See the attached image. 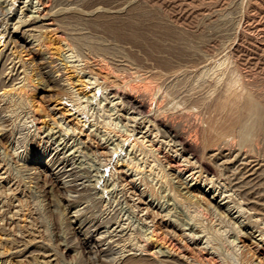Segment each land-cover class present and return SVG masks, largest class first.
Masks as SVG:
<instances>
[{"label":"rangeland","instance_id":"374dc122","mask_svg":"<svg viewBox=\"0 0 264 264\" xmlns=\"http://www.w3.org/2000/svg\"><path fill=\"white\" fill-rule=\"evenodd\" d=\"M48 4L0 0V264H264V130L220 105L264 115V0Z\"/></svg>","mask_w":264,"mask_h":264},{"label":"bare ground","instance_id":"6f19581e","mask_svg":"<svg viewBox=\"0 0 264 264\" xmlns=\"http://www.w3.org/2000/svg\"><path fill=\"white\" fill-rule=\"evenodd\" d=\"M40 1V3H41V5L44 7V9L45 10H47V11H50L51 12V10H50V6H49V4H48V0H39ZM86 1V0H85ZM169 3V2H168ZM58 4H59V2H58ZM66 5V4H65ZM76 5V4H75ZM144 5V4H143ZM175 5V4H174ZM41 6V7H42ZM70 6V5H69ZM68 6V7H69ZM177 6V5H176ZM52 7V6H51ZM72 7V6H71ZM59 8H61V7H59ZM144 8V7H143ZM131 10V9H130ZM133 10V9H132ZM54 11V10H53ZM93 11V10H92ZM137 11H139V10H137ZM63 12V11H62ZM48 14H50L49 12H48ZM55 14V13H54ZM109 15V14H108ZM84 16V15H83ZM105 16V15H104ZM130 16V15H129ZM81 17V16H80ZM98 17V16H97ZM43 18V17H42ZM99 18V17H98ZM64 19V18H63ZM69 19V18H68ZM57 20V19H56ZM105 20V19H104ZM127 20V19H126ZM69 21V20H68ZM130 22V21H129ZM137 22V21H136ZM21 23V22H20ZM71 23V22H70ZM144 23V22H143ZM164 23V22H163ZM57 24V23H56ZM60 24V23H59ZM67 24V23H66ZM92 24V23H91ZM101 24V23H100ZM116 24V23H115ZM24 25V24H23ZM30 25V24H29ZM64 25V24H63ZM70 25V24H69ZM132 25H135V24H132ZM156 25V24H155ZM179 25V24H178ZM71 26V25H70ZM94 26V25H93ZM97 26V25H96ZM151 26V25H150ZM149 26V27H150ZM163 26V25H162ZM31 27V26H30ZM34 27V26H33ZM64 27V26H63ZM69 27V26H68ZM73 27V26H72ZM104 27V26H103ZM112 27V26H111ZM124 27V26H123ZM132 28H133V30H134V27L133 26H131ZM137 27V26H136ZM164 27V26H163ZM58 28H60V27H58ZM98 28V27H97ZM109 28V27H108ZM115 28V27H114ZM128 28V27H127ZM40 29H42V28H40ZM46 29V28H45ZM63 29V28H62ZM102 29V28H101ZM111 29V31L113 30L112 28H110ZM131 29V28H130ZM31 30V29H30ZM61 30V29H60ZM116 30V29H115ZM115 30H113V32H115V35H116V32H119V31H115ZM119 30V29H118ZM122 32H124L123 33V35L126 33V29L123 31L122 29H120ZM129 30V29H128ZM127 30V31H128ZM132 30V29H131ZM133 30L132 31H130V32H133ZM136 30V29H135ZM158 30V29H157ZM170 30V29H169ZM63 31V30H62ZM65 31V30H64ZM72 31V30H71ZM94 31V30H93ZM106 31V30H105ZM108 33H110L111 31L108 29ZM74 32V31H73ZM135 33H136V31H134ZM140 32V31H139ZM139 32H137V33H139ZM142 32V31H141ZM170 32V31H169ZM172 32V31H171ZM33 33V32H32ZM39 33H41V32H39ZM72 33V32H71ZM96 33H98V32H96ZM28 34V33H27ZM31 34V33H30ZM119 34V33H118ZM117 34V35H118ZM131 34V33H130ZM130 34L128 33H126V35H128V37H130L131 38V40H132V37L131 36H134V38H139V37H141V36H139V34H133V35H131L130 36ZM165 34V33H164ZM116 35V36H117ZM122 35V36H123ZM140 35H143V34H141L140 33ZM174 35V34H173ZM179 35H181V34H179ZM77 36H79V34L77 35ZM88 36V35H87ZM119 36V38L120 37H122L121 35H118ZM148 36V35H147ZM161 36V35H160ZM34 37V36H33ZM143 37H145V36H143ZM68 39H69V37H67ZM84 38V37H83ZM99 38V37H98ZM123 38V37H122ZM133 38V40L135 41V42H138L139 41V39H134ZM148 38V37H147ZM146 37H145V39H143V40H146L147 39ZM184 38H186V37H184ZM39 39V38H38ZM74 39H76V38H74ZM86 40L88 39V37H86L85 38ZM84 39V40H85ZM141 39V38H140ZM79 40H81V38L79 39ZM85 40V41H86ZM90 40H93V39H90ZM99 40V39H98ZM102 40V39H101ZM107 40V39H106ZM138 40V41H137ZM143 40H141V42L143 41ZM175 40V39H174ZM182 40V39H181ZM87 41H89V40H87ZM112 41H114V40H112ZM147 41V40H146ZM152 41H154V40H152ZM177 41V40H176ZM79 42V41H78ZM84 42V41H83ZM83 42H81V43H83ZM103 42V41H102ZM145 42V41H144ZM80 43V42H79ZM88 43V42H87ZM91 43V42H90ZM105 43H106V41H105ZM146 43V42H145ZM156 43V42H155ZM176 43V42H175ZM180 43H182V42H180ZM76 44V43H75ZM84 44H86L85 42H84ZM84 44H82V45H84ZM94 45H95V43H93ZM98 44V43H97ZM107 44V43H106ZM120 44V43H119ZM125 44V43H124ZM129 44V43H128ZM153 44V43H152ZM177 44V43H176ZM192 44V43H191ZM88 45H90V44H88ZM103 45V44H102ZM105 45V44H104ZM123 45V44H122ZM147 45V44H146ZM77 47L78 46H81V45H76ZM113 46V45H112ZM152 46V45H151ZM166 46V45H165ZM172 46V45H171ZM183 46V45H182ZM194 46V45H193ZM82 47H85V45L84 46H82ZM91 47V46H90ZM93 47V46H92ZM91 47V48H92ZM158 47V46H157ZM85 48H87V46L85 47ZM96 48V47H95ZM104 48V47H103ZM106 48H107V46L105 47V49L103 50V49H101V47H100V49L101 50H103L102 52H104L105 50H106ZM108 48H111V47H108ZM162 48V47H161ZM78 49H80L79 51H81V47L79 48L78 47ZM112 50H114L113 48H111ZM120 49V48H119ZM126 49V48H125ZM154 49H157L156 48V46H155V48ZM183 49V48H182ZM63 50V49H62ZM94 51H96L95 49H93ZM136 50H137V48H136ZM151 50V49H150ZM176 50V49H175ZM107 51V50H106ZM115 51V50H114ZM186 51V50H185ZM85 52V51H84ZM101 52V51H100ZM111 52V51H110ZM110 52H108V53H110ZM154 52V51H153ZM152 52V53H153ZM188 52V51H187ZM94 53H96V52H94ZM115 53H118V52H115ZM120 53H121V51H120ZM119 53V54H120ZM137 53V52H136ZM174 53V52H173ZM106 54V53H105ZM111 54V53H110ZM143 54V53H142ZM175 54V53H174ZM98 55V54H97ZM103 55V54H102ZM114 55V57H115V54H113ZM120 55H123V53L122 54H120ZM197 55V54H196ZM195 55V56H196ZM82 56V55H81ZM100 56V55H99ZM106 56V55H105ZM136 56V55H135ZM194 56V57H195ZM87 57V56H86ZM181 57V56H180ZM121 58V57H120ZM128 58V57H127ZM225 58V57H224ZM83 59V58H82ZM106 59V58H105ZM190 59V58H189ZM116 60V59H115ZM122 60V59H121ZM120 60V61H121ZM131 60V59H130ZM10 61V60H9ZM88 61V60H87ZM150 61V60H149ZM166 61V60H165ZM196 61V60H195ZM4 62V61H3ZM136 62V61H135ZM198 62V61H197ZM219 62V61H218ZM226 62V61H225ZM125 63V62H124ZM151 63V62H150ZM175 63V62H174ZM199 63V62H198ZM197 63V64H198ZM205 63H207V62H205ZM98 64V63H97ZM166 64V63H165ZM171 64V63H170ZM176 64V63H175ZM185 64V63H184ZM187 64V63H186ZM215 64V63H214ZM221 64V62L219 63V65ZM226 64V63H225ZM224 64V65H225ZM105 65V64H104ZM112 65V64H111ZM122 65V64H121ZM147 65V64H146ZM167 65H168V63H167ZM194 65H196V64H194ZM3 66V65H2ZM67 66V65H66ZM86 66V65H85ZM123 66V65H122ZM152 66V65H151ZM166 66V65H165ZM170 66V65H169ZM172 66V65H171ZM4 67V66H3ZM3 67H1L2 69L1 70H3ZM119 67V66H118ZM155 67V66H154ZM174 67V66H173ZM184 67V66H183ZM188 67V66H187ZM210 67H212V66H210ZM219 67V66H218ZM224 67V66H223ZM7 68V67H6ZM138 68V67H137ZM149 68V67H148ZM165 68V67H164ZM185 68V67H184ZM206 68V67H205ZM214 68V67H213ZM212 68V69H213ZM82 69V68H81ZM91 69V68H90ZM95 69V68H94ZM103 69V68H102ZM122 69H124V68H122ZM127 69V68H126ZM132 69V68H131ZM173 69V68H172ZM175 69V68H174ZM173 69V70H174ZM177 69H179V68H177ZM219 69V68H218ZM50 70V69H49ZM89 70V69H88ZM116 70V69H115ZM192 70V69H191ZM220 70H222V68L220 69ZM62 71V70H61ZM101 71V70H100ZM107 71V70H106ZM117 71V70H116ZM119 71V70H118ZM128 71V70H127ZM166 71V70H165ZM177 71V70H176ZM186 71V70H185ZM184 71V72H185ZM210 71H211V69H210ZM213 71V70H212ZM211 71V72H212ZM3 72V71H2ZM46 72V71H45ZM48 72V71H47ZM170 72V71H169ZM209 72V71H208ZM210 72V73H211ZM216 73H217V71H215ZM230 72H231V70H230ZM233 72H235V71H233ZM5 73V72H4ZM7 73V72H6ZM114 73V72H113ZM118 73V72H117ZM124 73V72H123ZM159 73V72H158ZM174 73V72H173ZM214 73V72H213ZM21 74V73H20ZM105 74V73H104ZM136 74V73H135ZM155 74V73H154ZM161 74V73H160ZM167 74V73H166ZM189 74V73H188ZM218 74V73H217ZM220 74V73H219ZM223 74V73H222ZM236 75H237V73H235ZM234 74V75H235ZM106 75V74H105ZM169 74H167L166 76H168ZM180 75V74H179ZM189 75H191V74H189ZM188 75V76H189ZM198 75V74H197ZM207 75V74H206ZM213 74H211V76H212ZM231 75V74H230ZM107 76H109L108 74H107ZM107 76H103V77H107ZM123 76V75H122ZM214 76V75H213ZM238 76V75H237ZM236 76V77H237ZM2 77V76H1ZM156 77H158V76H156ZM181 77V76H180ZM223 77V76H222ZM228 77V76H227ZM97 78V77H96ZM111 78V77H110ZM109 78V79H110ZM159 78H161L160 77V75H159ZM171 78V77H170ZM216 78V77H215ZM229 78H230V76H229ZM239 78H240V76H239ZM105 79V78H104ZM108 79V78H107ZM175 79H177V78H175ZM220 79H222V78H220ZM234 79L236 80V78L234 77ZM95 80V79H94ZM113 80V79H112ZM111 80V81H112ZM138 80V79H137ZM156 80H159V79H156ZM161 80V79H160ZM181 80H183V79H181ZM187 81L189 80V79H186ZM195 80V79H194ZM229 80H231V82H232V78H230ZM49 81V80H48ZM52 81V80H51ZM50 81V82H51ZM106 81V80H105ZM110 81V82H111ZM175 81V80H174ZM191 81V80H190ZM196 81V80H195ZM200 81H202V80H200ZM220 81H222V80H220ZM238 82V84L240 83V81L239 80H237ZM3 81H0V84H3L2 83ZM117 82V81H116ZM142 82V81H141ZM156 82H158V81H156ZM181 82V85H182V81H180ZM225 82H226V80H225ZM230 82V81H229ZM234 82V81H233ZM232 82V83H233ZM112 83V82H111ZM132 83V82H131ZM187 83V82H186ZM193 83V82H192ZM196 83V82H195ZM118 84H119V82H118ZM118 84H116V85H113L112 84V86H111V88H110V90H111V92L115 95V96H117L118 98H120L121 100H123L128 106H130L131 108H133L134 110H136L137 112H145L146 111V109L148 108V106L150 107V105H148V99H150L149 98V96L150 95H148V93H151V92H145V93H141L140 95H138V96H134L135 95V93H134V95L133 94H131L130 92H128V91H123V88H122V90H120L119 88H118ZM165 84V83H164ZM200 84H202V83H200ZM206 84V83H205ZM215 84V83H214ZM229 83H227L226 82V85H228ZM234 84V83H233ZM104 85V84H103ZM184 85V84H183ZM212 85V84H211ZM230 85V84H229ZM232 85V84H231ZM57 86V85H56ZM122 86H123V84H122ZM186 86V85H185ZM195 86V85H194ZM215 86H217V85H215ZM14 87H16V86H14ZM108 87V86H107ZM160 87V86H159ZM193 87V86H192ZM202 87V86H201ZM204 87V86H203ZM220 87V86H219ZM227 87H231V86H227ZM226 87V88H227ZM236 87V85H234V86H232L231 87V90L233 89L234 90V93L235 92H238L239 90H235V89H238V88H234ZM237 87H239V85L237 86ZM53 88V87H52ZM143 88V87H142ZM162 88V87H161ZM168 88V87H167ZM176 88H180V86H178V87H176ZM194 88V87H193ZM216 88V87H215ZM225 88V89H226ZM159 89V88H158ZM181 89H183V88H180V90ZM196 89V88H195ZM220 89V88H219ZM230 88H228V90H227V92L229 91V92H231L230 90H229ZM240 89V88H239ZM247 89V88H246ZM193 90V89H192ZM130 91V90H129ZM142 91V90H141ZM196 91V90H195ZM226 91V90H225ZM248 91V90H247ZM139 92V91H138ZM159 92V91H158ZM173 92H175V90L173 91ZM177 92V91H176ZM178 92H179V90H178ZM208 92V91H207ZM227 92H225V94L227 93ZM228 92V93H229ZM241 92V91H240ZM240 92H238V93H240ZM137 93V92H136ZM181 93V92H180ZM200 93H202V92H200ZM233 93V92H232ZM234 93H233V95L231 94V93H229V97H231L230 98V100H229V98L228 99H226V100H228V102L226 103V104H224L223 102H221V100H220V102H221V104L220 105H222L221 106V108H224V110H223V112L224 111H226L225 109L226 108H228V112H232V116L234 115V117L236 118L235 119V121H234V123L232 122V121H230V122H232V123H230L229 121V123L231 124V125H233V124H239L240 126V128L241 129H243L244 130V128H242V126H243V122H244V120H246V119H250V120H252V121H254L253 122V124H250L251 126H252V128H253V130H251L250 128H248V127H246L247 128V131H253L254 133H255V131H254V128L255 129H258V130H264V115H263V113H262V111H261V108H260V105H258L259 103H260V101H259V103H257L256 101H254L255 99L253 98V96L251 95V93H250V97L249 96H247V95H245L244 93L243 94H235L234 95ZM247 93V92H246ZM138 94V93H137ZM136 94V95H137ZM169 94V93H168ZM220 94V93H219ZM154 95V94H153ZM182 95V94H181ZM208 95V94H207ZM156 96V95H155ZM173 96H174V94H173ZM186 96V95H185ZM171 97H172V95H171ZM175 97V96H174ZM180 97V96H179ZM254 100H253V99ZM258 98V97H257ZM185 99V98H184ZM174 100V99H173ZM186 100V99H185ZM257 100V99H256ZM183 102H185L184 100H183ZM220 102H218V104L220 103ZM181 103V102H180ZM179 103V104H180ZM189 103V102H188ZM223 103V104H222ZM169 104V103H168ZM174 104V103H173ZM187 104V103H186ZM195 104V103H194ZM197 104V103H196ZM191 105V104H190ZM164 107H165V105H163ZM170 106H172V108H173V105L171 104ZM169 106V107H170ZM167 107V106H166ZM176 107H178V106H176ZM175 107V108H176ZM190 107V106H189ZM188 107V108H189ZM207 107V106H206ZM174 108V109H175ZM187 108V109H188ZM198 108H199V106H198ZM213 108H215V107H213ZM165 109V108H164ZM174 109H173V111H174ZM179 109V108H178ZM187 109L185 110V111H187ZM4 110V109H3ZM161 110V109H160ZM175 110H177V108L175 109ZM189 110H190V108H189ZM219 110H220V108H219ZM222 110V109H221ZM184 111V112H185ZM129 112V111H128ZM171 112V111H170ZM183 112V113H184ZM158 113V112H157ZM169 113V112H168ZM187 113H189V112H187ZM192 113V112H191ZM202 113V112H201ZM213 113V112H212ZM181 114H182V112H181ZM221 114V113H220ZM223 114V113H222ZM183 115V114H182ZM185 115V114H184ZM188 115V114H187ZM217 115V114H216ZM219 115V114H218ZM225 115V114H224ZM227 115H230V114H226V116ZM231 115L229 116V117H231ZM190 116V115H189ZM160 117V116H159ZM224 117V116H223ZM228 117V118H229ZM233 118H231V120H232ZM221 120V119H220ZM226 120V119H225ZM229 120H230V118H229ZM159 121V123H163L162 121H160V120H158ZM179 122V121H178ZM224 122V121H223ZM236 122V123H235ZM228 123V124H229ZM251 123V122H250ZM166 124V127L171 131V132H173L174 133V137H175V139L177 140V142H179L181 145H182V147L186 150V151H188V152H191V153H196L197 152V145L198 144H196L195 143V141H192V140H190L189 139V137L188 138H186V136L185 135H187L186 133H184L179 127H178V125H172V124H170V123H165ZM174 124V123H173ZM225 124V123H224ZM223 124V125H224ZM214 125V124H213ZM222 125V126H223ZM231 125L229 126H227L228 128L229 127H231ZM212 126V125H211ZM227 127H225V128H227ZM236 127H238L237 125H236ZM235 126H234V128H236ZM239 127L237 128V129H239ZM181 128H183V127H181ZM210 128H212V127H210ZM220 129H221V127H219ZM224 128V129H225ZM232 128V127H231ZM192 129V128H191ZM224 129H222L221 131H220V133L223 131L224 132ZM226 130H228V129H225V132H226ZM235 130V129H234ZM233 130V131H234ZM240 130V129H239ZM218 131V132H219ZM232 131V130H231ZM233 131H232V133H233ZM236 131V130H235ZM234 131V132H235ZM242 131V130H241ZM241 131H239V132H241ZM222 132V133H223ZM230 132V131H229ZM236 132H238V131H236ZM238 132V133H239ZM245 133H244V135H242V134H240V136L242 137L243 136V138H241L242 139V141H241V139H240V141L242 142V144H243V139H244V136H247V133H246V131H244ZM253 132H251V133H253ZM259 132V131H258ZM258 132H256V133H258ZM231 133V132H230ZM229 133V134H230ZM255 133V134H256ZM207 134V133H206ZM226 135H227V137L229 138L230 136H228V133H225ZM225 134H224V136H225ZM264 134V133H263ZM217 135V134H216ZM231 136L232 135H235V134H230ZM239 135V134H238ZM254 135V134H253ZM253 135H252V137H253ZM218 136V135H217ZM219 136L220 137H222L221 136V134H219ZM240 136H238V137H240ZM226 137V139L224 140V141H226L228 138ZM236 137V136H235ZM249 137H250V135H249ZM255 137V136H254ZM254 137H253V140H254ZM245 138H247V137H245ZM192 139V138H191ZM223 139V138H222ZM221 139V140H222ZM250 140L249 141H246V143L245 144H247V142L248 143H250L251 141L253 142V140H251V137L249 138ZM230 140V139H229ZM218 140H216V143L218 144V142H217ZM224 141H222V143L224 142ZM257 141V140H256ZM227 142H229L228 140H227ZM226 142V143H227ZM251 142V143H252ZM221 143V141H220V144H222ZM225 144V143H224ZM244 144V145H245ZM250 145V144H249ZM226 146V145H225ZM228 146V145H227ZM255 146V145H254ZM222 147V146H221ZM221 147H219L220 149H221ZM231 147V146H230ZM250 147V146H249ZM225 148H229V146L228 147H225ZM252 148V147H251ZM243 149V148H242ZM216 150H218V149H216ZM226 150V149H225ZM222 151V150H221ZM241 152V151H240ZM239 152V153H240ZM253 153V152H252ZM199 154V153H198ZM203 154V153H202ZM197 155V154H196ZM195 155V156H196ZM221 155V154H220ZM222 156V155H221ZM224 156V155H223ZM245 159V158H244ZM231 160V159H230ZM250 160V159H249ZM210 162V161H209ZM219 162V161H218ZM223 163V162H222ZM238 164V163H237ZM236 172V171H235ZM253 172V171H252ZM51 173V172H50ZM56 175V174H55ZM259 177H261V176H259ZM242 178V177H241ZM257 178V177H256ZM101 234V233H100ZM250 234V233H249ZM106 237V236H105ZM110 237V236H109ZM111 238V237H110ZM132 259V258H131ZM130 259V260H131ZM134 260V259H133ZM137 260V259H136ZM145 261V260H144ZM144 261H143V263H144ZM133 262V261H132ZM139 262V263H138ZM138 262H136L137 264H143V263H141L140 261H138ZM149 262V261H148ZM130 263V262H129ZM128 263V264H129ZM134 263H135V261H134ZM165 263V262H164ZM169 263V262H168ZM131 264V263H130Z\"/></svg>","mask_w":264,"mask_h":264}]
</instances>
